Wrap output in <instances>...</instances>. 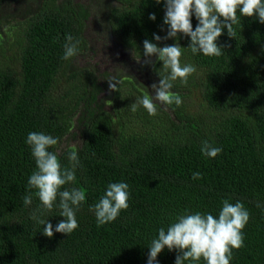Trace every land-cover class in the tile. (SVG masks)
Segmentation results:
<instances>
[{
  "label": "trees",
  "instance_id": "1",
  "mask_svg": "<svg viewBox=\"0 0 264 264\" xmlns=\"http://www.w3.org/2000/svg\"><path fill=\"white\" fill-rule=\"evenodd\" d=\"M6 1L0 0V7ZM110 1L109 37L133 58L146 59L145 39L159 47H182L181 65H194L197 71L187 84L172 81L170 91L182 98L196 89L208 115L175 103L166 105L169 114L157 107L149 115L142 106L133 112L131 104L144 94L127 80L130 96L115 95L110 110L104 109L97 101L101 89L94 68L76 64L90 50L85 35L89 8L74 0L31 1L14 21L13 32H4L10 40L0 47V264H147L160 228L167 230L186 211L218 216L225 199L242 202L250 213L244 246L233 249L230 264H264V24L237 13L235 37L225 28L217 40L224 46L222 55H194L190 37L183 34L153 39L154 33L163 37L167 32L163 0ZM153 13L155 21L149 19ZM197 24L193 15V30ZM69 34L80 43L77 55L64 60ZM152 58L155 76H168L162 62ZM73 127L80 131V146L61 149ZM33 131L59 138L49 150L62 166L69 165L70 151L78 152L76 182L65 187L83 189L86 199L76 212L79 226L68 235L45 236L46 225L30 219L41 202L33 194L30 206L23 203L35 192L28 188L35 160L25 143ZM203 141L222 152L216 158L203 155ZM194 172L202 177L194 180ZM117 182L129 185V207L115 221L98 226L89 207ZM59 213L54 206L41 218L55 227L64 219ZM177 255L165 248L156 264H175Z\"/></svg>",
  "mask_w": 264,
  "mask_h": 264
},
{
  "label": "clouds",
  "instance_id": "2",
  "mask_svg": "<svg viewBox=\"0 0 264 264\" xmlns=\"http://www.w3.org/2000/svg\"><path fill=\"white\" fill-rule=\"evenodd\" d=\"M161 2L162 0H156L157 4ZM163 3L165 6L163 24L167 26V32L163 37L154 33L153 39L160 42L183 34L190 37L189 48L194 55L197 53L217 57L222 55L224 46L218 45L217 40L225 28L229 37H235L233 26L239 23L237 13L240 17L255 16L264 24V0H163ZM193 15L198 21L195 30L192 25ZM149 19L155 21V14H150ZM79 43L78 39L67 35L62 59L70 60L75 57ZM143 49L146 63H152L150 58L155 55L163 67L169 70V74L151 85L154 95H145L132 103L131 111L135 112L142 106L149 115H155L157 103L181 105L182 98L170 91L173 87L172 81L180 79L182 83L187 84L188 77L196 73V67L191 64L181 65L182 47L178 43L159 47L157 43L145 39ZM108 81L110 91H117L116 78L112 77ZM58 142L59 138L35 131L29 132L25 141L31 148L36 168L28 179V188L34 189L35 192H29L24 196L23 203L26 207L30 206L33 194L39 199L42 208L34 209L30 219L40 225H46L43 234L49 238L53 237L54 232L68 235L78 228L76 212L86 199L83 189L65 187L75 184L80 161L78 152L72 150L67 156L69 165L62 166L57 153L49 150ZM201 152L207 157L216 158L222 152V148L203 141ZM201 177L200 172L192 174L194 180ZM129 195L127 183L109 184L99 202L89 207L96 217L97 225L102 226L115 221L121 210L129 207ZM54 206H58L59 215L64 217L55 227L48 220L41 218L44 212L52 211ZM257 207L260 205L257 204ZM249 219L250 213L242 202L231 203L227 199L222 201L218 216L199 211L195 213L186 211L178 215L167 230L163 227L158 230V237L153 239L149 246L147 264H156L158 255L165 248L178 252L175 264H185V261L189 260L199 262L201 259L206 264H230L233 249L238 250L244 246L243 229Z\"/></svg>",
  "mask_w": 264,
  "mask_h": 264
},
{
  "label": "rangeland",
  "instance_id": "3",
  "mask_svg": "<svg viewBox=\"0 0 264 264\" xmlns=\"http://www.w3.org/2000/svg\"><path fill=\"white\" fill-rule=\"evenodd\" d=\"M31 1L33 0H7L2 4L0 7V29L3 34L0 33V47L1 44L3 45V40H10V37H4V32L6 34L13 32L14 21L20 19L19 15L23 13L24 9L31 7ZM74 2L87 6L90 11L85 32L90 50L84 56H80L76 64L78 66H91L95 70V75L99 77L98 85L101 90L97 96L98 104L104 109L110 110V106L114 104L113 98L115 95L120 99L130 96L132 87L123 83L125 80L132 82L144 96L154 95L151 85L159 81L152 70L155 60L150 58L152 63H146V59H135L131 56V53L120 47L116 40L109 37L106 12L113 3L110 0H74ZM3 52L11 58L14 57L13 51L10 52L5 49ZM112 77H115L118 81L117 91H110L109 89L108 80ZM120 83H122V86ZM181 104L193 114L208 115L202 97L194 88H191L187 96L182 97ZM119 107L121 108V105ZM157 107L169 114L166 105L157 103ZM138 125L140 124L138 123ZM131 126H134V124L131 123ZM79 133L78 127H73L64 138L61 149L80 146Z\"/></svg>",
  "mask_w": 264,
  "mask_h": 264
}]
</instances>
